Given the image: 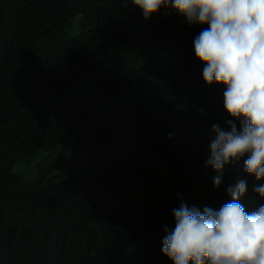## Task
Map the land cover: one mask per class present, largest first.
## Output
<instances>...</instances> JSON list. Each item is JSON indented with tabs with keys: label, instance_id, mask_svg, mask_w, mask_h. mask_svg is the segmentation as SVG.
I'll list each match as a JSON object with an SVG mask.
<instances>
[{
	"label": "trees",
	"instance_id": "trees-1",
	"mask_svg": "<svg viewBox=\"0 0 264 264\" xmlns=\"http://www.w3.org/2000/svg\"><path fill=\"white\" fill-rule=\"evenodd\" d=\"M204 27L132 0H0V264H173L182 202L219 210L245 180L246 211L264 205L246 156L219 187L206 166L231 117L195 55Z\"/></svg>",
	"mask_w": 264,
	"mask_h": 264
},
{
	"label": "clouds",
	"instance_id": "clouds-1",
	"mask_svg": "<svg viewBox=\"0 0 264 264\" xmlns=\"http://www.w3.org/2000/svg\"><path fill=\"white\" fill-rule=\"evenodd\" d=\"M128 0H124L127 6ZM145 20L162 7L207 25L194 38L195 55L205 66L206 84L225 86L226 130L212 126L211 166L219 187L224 166L244 159V172L264 179V0H132ZM245 180L227 188L231 200L219 210L200 211L181 203L175 227L165 228L162 252L173 264H264V205L246 211L240 198ZM264 197V184L254 187Z\"/></svg>",
	"mask_w": 264,
	"mask_h": 264
},
{
	"label": "rangeland",
	"instance_id": "rangeland-1",
	"mask_svg": "<svg viewBox=\"0 0 264 264\" xmlns=\"http://www.w3.org/2000/svg\"><path fill=\"white\" fill-rule=\"evenodd\" d=\"M46 156L40 155L28 168L25 169L23 172V176L25 178H31L34 175V172L36 168L38 167L39 163L44 160ZM80 160L77 158V156H73L71 158H65L62 159L59 166L62 165V172H67V174H71L73 171H75L79 166Z\"/></svg>",
	"mask_w": 264,
	"mask_h": 264
}]
</instances>
